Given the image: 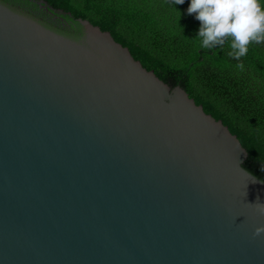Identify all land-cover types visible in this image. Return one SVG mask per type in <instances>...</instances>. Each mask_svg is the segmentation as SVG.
Masks as SVG:
<instances>
[{
	"label": "water",
	"instance_id": "water-1",
	"mask_svg": "<svg viewBox=\"0 0 264 264\" xmlns=\"http://www.w3.org/2000/svg\"><path fill=\"white\" fill-rule=\"evenodd\" d=\"M78 23L0 1V264H264L236 136Z\"/></svg>",
	"mask_w": 264,
	"mask_h": 264
},
{
	"label": "trees",
	"instance_id": "trees-1",
	"mask_svg": "<svg viewBox=\"0 0 264 264\" xmlns=\"http://www.w3.org/2000/svg\"><path fill=\"white\" fill-rule=\"evenodd\" d=\"M0 1L57 16L66 27L60 33L74 30L75 36L81 31L78 20L109 33L144 69L171 89H183L206 115L222 122L247 152L243 168L264 182V40L250 43L239 59L227 40L200 48L193 39L200 22L187 14L189 0L182 5L173 0Z\"/></svg>",
	"mask_w": 264,
	"mask_h": 264
},
{
	"label": "clouds",
	"instance_id": "clouds-1",
	"mask_svg": "<svg viewBox=\"0 0 264 264\" xmlns=\"http://www.w3.org/2000/svg\"><path fill=\"white\" fill-rule=\"evenodd\" d=\"M173 2L182 5L185 0ZM177 11L180 21L181 12ZM186 11L200 22L193 39L202 49L223 46L227 40L234 58L239 59L246 55L250 43L264 40V0H189ZM256 207L264 214V204Z\"/></svg>",
	"mask_w": 264,
	"mask_h": 264
},
{
	"label": "flooded vegetation",
	"instance_id": "flooded-vegetation-1",
	"mask_svg": "<svg viewBox=\"0 0 264 264\" xmlns=\"http://www.w3.org/2000/svg\"><path fill=\"white\" fill-rule=\"evenodd\" d=\"M7 5V4H6ZM10 8H12L13 10L22 13L24 15L30 16L33 19L39 21L41 24L45 25L46 27L54 30L55 32L60 33L59 31H62L63 28L65 27V24H61V19H59L57 16L52 15L51 13L48 12H43V13H39L38 11H32L31 9L28 10L29 12H27L26 10L23 11L19 6H17L15 3L11 4V6H9ZM48 13V14H47ZM61 29V30H60ZM63 32V31H62ZM75 33V31L73 30L71 32V34H65V33H61L64 34L65 36H69L72 38H76L77 33L75 34V36H73ZM73 34V35H72Z\"/></svg>",
	"mask_w": 264,
	"mask_h": 264
}]
</instances>
